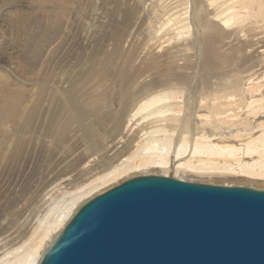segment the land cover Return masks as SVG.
Returning a JSON list of instances; mask_svg holds the SVG:
<instances>
[{
  "label": "bare ground",
  "instance_id": "obj_1",
  "mask_svg": "<svg viewBox=\"0 0 264 264\" xmlns=\"http://www.w3.org/2000/svg\"><path fill=\"white\" fill-rule=\"evenodd\" d=\"M119 6L116 12L121 27L115 47L72 81L55 83V94L46 89L45 79L38 82L35 96L24 85L26 79L14 84V79H2L0 72V129L7 124L21 125L15 135L3 130L8 137L14 136L9 138L8 157H18L25 142L31 141V124L47 99L51 100L46 104L52 106L39 117L35 133L62 145L68 134L80 131L85 141L84 150L73 156L76 160H68L74 162L69 164L73 171L63 173L67 174L64 179L60 175L50 178L67 183L58 186L64 190L63 199L54 198L55 205L29 231L27 242L9 245L12 233L0 239L5 248L0 251V264H39L83 202L136 175L264 187V0H123ZM95 10V14L102 12ZM98 14L95 19L87 13L86 19L96 23L103 12ZM59 16L65 19V11ZM98 22L97 26H107ZM144 26L145 40L133 43L128 37ZM54 42L48 37L47 57L54 51ZM92 80L97 83L83 97L81 91ZM5 152L1 153L3 160ZM69 185L72 189H67ZM24 208L21 205L17 213ZM9 230L8 224H1L0 236Z\"/></svg>",
  "mask_w": 264,
  "mask_h": 264
},
{
  "label": "water",
  "instance_id": "obj_2",
  "mask_svg": "<svg viewBox=\"0 0 264 264\" xmlns=\"http://www.w3.org/2000/svg\"><path fill=\"white\" fill-rule=\"evenodd\" d=\"M39 264H264V187L133 176L83 202Z\"/></svg>",
  "mask_w": 264,
  "mask_h": 264
},
{
  "label": "rangeland",
  "instance_id": "obj_3",
  "mask_svg": "<svg viewBox=\"0 0 264 264\" xmlns=\"http://www.w3.org/2000/svg\"><path fill=\"white\" fill-rule=\"evenodd\" d=\"M67 1H69L68 2L69 4L67 3ZM70 1L72 2L70 3ZM93 1L94 0H80V1L79 0H52V1L51 0L50 1L49 0H0V42L2 44L0 47V72H2V75L0 73L1 78L3 79L5 77L8 81H11V82L13 81L11 79H14L13 81L14 84L16 83L15 81H17V83L18 81L19 83L21 82L24 83L23 80L25 81V79L26 81H28L27 83H29V80H30L32 85L30 83L29 84L25 83L24 85H26L27 89L29 88L28 90H30L31 93L33 92L32 94L33 95L35 94V96L37 95L36 91H38V89L40 88L38 87L39 86L38 82L45 79L46 89L47 90L52 89L51 90L52 94H55V89H56V86H58V84H61L67 81H72L73 79H75L76 75L78 76L80 73H82V71H86L87 69L91 67L93 60H99V59L102 60L103 57L105 56V52H107V50L111 51L110 49H113L115 47L114 40H116L115 39L116 35L119 32L118 29H120L121 27L119 23V18H118L119 14L116 11L118 8L121 9V7H123V5L121 7L119 6L120 4H122L123 0H116L117 3H115V0H109L108 3L111 4L112 2L111 5H109L107 1H103V0H98V1L99 2L103 1L105 4L107 3V5H104L103 2L101 3L97 2V0L94 1L95 3H93ZM55 3H57L55 5L56 8L53 6V4ZM92 3H93L92 6H94L95 4L94 6L96 8L95 12H98V11L103 12V15H100V17L99 16L98 17L101 19L103 23L106 22L107 26H103L105 24L103 25L100 24L102 23V22L100 23L98 22L100 21V19L96 20L98 22V25L99 24L102 25V29L100 25H99L100 27L96 25L97 22L94 23L95 22L94 19H93L94 21L92 20L93 22L92 21L90 22L91 19H89V22H88V19H86L92 14L94 16L93 17L90 16V18L92 17L95 19L97 18L96 14L98 13L102 14V12H98L96 14L94 13V7L91 6ZM98 3L100 7L98 6ZM118 3L120 4L118 5ZM113 4L116 5V7L113 6ZM96 5L99 7L100 10L97 9L98 7H96ZM102 5H104L103 8L105 7L104 8L105 11L102 8ZM78 7H80L81 9L78 10L77 9ZM75 8L77 10L76 12H75ZM90 8L93 9L92 14H91L92 10H90ZM55 9L57 10L55 11ZM111 10H113L114 12H112ZM61 11H65V19L60 16L57 17L58 14L61 13ZM87 13L89 14L88 17H86ZM105 14H107V16H105ZM105 17L108 18L106 21H105L106 19ZM88 23L95 24L94 26H97L100 29H98L97 27L92 28V26ZM89 25L91 26L92 29L89 28ZM138 26L139 25H137L136 28ZM104 27L105 29H103ZM136 28H134L133 32H135ZM145 28L146 27L144 26L142 27V30L138 29V32H136L137 34L136 33L134 34L135 37L130 36L128 38H130V40L131 38L136 39V41L132 39L133 43L137 41L139 43L143 42L146 38ZM47 36L49 38L51 36L52 40L55 41L54 51L50 57H47L45 54L46 53L45 46L48 40ZM36 77H39L38 78L39 81L37 80ZM34 82L37 85H35ZM55 83H58V84H56L55 86ZM95 83H97V81L95 80H92L91 82H89L85 86L87 90H85L86 88H83L84 91H81L82 93L81 95L83 97H86V95H88L89 92H92L91 86ZM36 86L37 88L34 89ZM14 87H17V86H14ZM33 89L35 91H33ZM51 91L49 94H51ZM49 94L48 96H46L47 98L49 97ZM49 100L47 99L45 100L46 102L43 101L42 104L40 103L41 106L42 105L44 106L43 108L40 106V109L38 111L41 114L37 116L31 124L33 129L29 135L30 137L28 136L29 139L31 138V141L27 140L25 142L23 148L21 149L20 155L16 157L17 159L15 158V156L13 157V155L11 156V158L8 157L9 151H10L8 149L9 144L11 143L10 142L11 139H14L13 138L14 136L8 137L7 133L11 131L12 133L11 135H15L16 134L15 132L19 131L20 129V126H21L20 123L15 124V125L10 124V126L9 124H7L6 125L7 127H2L4 129L2 128L0 129V132L7 129V131L5 130V132H7L6 134L3 131V136L5 137H2V139L0 138L2 140V144H0V146H4L3 147L4 152L7 151L8 149L7 153L5 152L7 154L5 155L6 156L4 158L5 160H3L2 158L4 157V155L3 157H1V153L3 151L1 150L2 148H0V160H1L0 161V169H1L0 176L2 177L0 181V192H1L0 202L2 201L1 199H3L2 204H0L1 205L0 206V225L3 223L8 224L9 229H11L7 231L6 234H2L3 236L1 235L0 239L12 233L13 239L10 242L11 244L8 243L9 245H14L12 243H16L15 245H20L22 241L27 242L28 241L27 239L28 238L30 239L31 234H32L30 232H33V229H36L35 227H37V224L39 223V219L44 217V215L49 212L48 209H50L52 206L55 205V201H56L55 199L57 197H58V200L63 199L62 192H64V190L63 188L61 189L58 188V186L60 187V183H62L63 185L66 184L65 185L66 187L67 183L63 182L62 179H64V177L67 174H69L68 173L69 171H73V169L69 167V164L74 163V162H70L68 160L70 159L71 161H75L76 158H73L75 152L76 154L78 153L79 155L80 152L84 150L85 148L84 147L85 141L81 140L83 139V136H82V132L80 131H78V133L77 132L75 133L76 136L81 133L80 135H78V137L73 135L74 133L73 134L71 133L72 136L68 134V136H66V139L68 137V140H69L74 136L76 138L74 139L72 138L69 141L66 140L67 142L62 144L64 146L58 143L60 144V146L58 147L62 149L57 147L58 145L57 142L47 137L50 139L51 142L53 141L52 144H50L51 147H49L50 146L48 143L50 142L49 139L47 138L45 139V136H41L40 134L35 133L34 130H37V132L39 131L38 123L41 121L39 117H42L43 115L48 114V108L52 106V105H47L49 103ZM34 101L36 102V100H33V103H35ZM10 127L13 129L11 130ZM10 137L11 139L9 140ZM6 139L9 141H7ZM5 141H7V143ZM42 141L44 143H42ZM3 142H4V145H3ZM5 144H7L6 145L7 148L5 147ZM46 149H49V150L46 151ZM4 152L2 154H4ZM65 172H67V174L63 176V173ZM171 172L172 174H175L172 169H171ZM58 175H60L61 178L63 177L62 179L59 177L62 182L59 181L60 179H57L55 181ZM52 176L53 177L55 176L54 180L50 179ZM3 181L5 182V184L3 183ZM193 181H199V180H193ZM199 182H204V181L201 180ZM50 184L52 187H55V189L52 188ZM3 187H5V189ZM44 188L45 189L47 188V189L45 190ZM67 189H72L71 185H69ZM14 191L16 192L13 193ZM21 191H23L22 196L20 195ZM40 192L42 193V195L40 194ZM45 192H48V194L51 196H49ZM11 193L13 196L12 198L6 197V195L7 196H9V194L11 195ZM45 195L47 196L45 197ZM40 196H42L43 199L42 197L40 198ZM3 197H6V198H3ZM51 199L53 200L51 201ZM21 205H24L25 208L23 212L17 213V210L21 207ZM14 217H16L15 218L16 220L14 219ZM6 240L7 239H5V241ZM1 245H3V243L0 241V251L2 252L4 251L3 249L5 248H3ZM9 245L6 244V248L7 246L11 247Z\"/></svg>",
  "mask_w": 264,
  "mask_h": 264
}]
</instances>
